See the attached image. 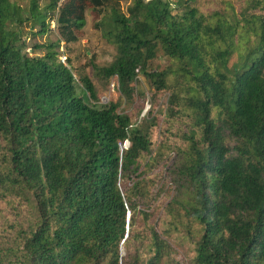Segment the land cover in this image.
<instances>
[{"label":"trees","instance_id":"trees-1","mask_svg":"<svg viewBox=\"0 0 264 264\" xmlns=\"http://www.w3.org/2000/svg\"><path fill=\"white\" fill-rule=\"evenodd\" d=\"M237 2L212 20L195 0H0V264H181L177 252L184 264H264V0ZM87 8L114 52L94 75L114 77L127 103L141 76L150 99L171 88L155 154L152 106L132 120L98 104L91 79L56 59ZM49 22L57 38L28 55L22 33L42 37ZM243 26L253 40L228 67ZM171 135L154 194L145 171Z\"/></svg>","mask_w":264,"mask_h":264},{"label":"rangeland","instance_id":"rangeland-1","mask_svg":"<svg viewBox=\"0 0 264 264\" xmlns=\"http://www.w3.org/2000/svg\"><path fill=\"white\" fill-rule=\"evenodd\" d=\"M10 1L15 2L19 6L25 7L27 5L28 0ZM126 5L127 3H122L121 6L122 8H124ZM195 5L201 14L205 16H210L212 20H215L212 15H214L216 18L226 19L231 12L239 13V5L237 0H195ZM260 15L264 17V11L261 12ZM94 18H96V16L90 12L89 8H87L85 12V25L82 30L77 34V41L69 44H64L63 42H60L58 44V54L56 55V59L64 64H67V66L72 71L75 79H77L79 73L85 74L91 79V82L94 84V88L96 91L98 104L118 102L119 106L117 111H123L124 113H127L132 120L136 112L140 109L141 105L142 108L140 110V114L137 120L141 119V113H143L142 111L147 105L149 107V111L152 106V112L153 114H156L157 125L150 139L153 142V145L150 147V149L152 150V154H155L157 152L156 146H158L160 136H162V130L164 125V114L163 112L159 113V110L162 106L164 107L167 98L170 94L169 90L171 88L168 90L160 91L156 94V97L154 99H150L153 94V91L147 85L146 80L141 76L135 83V90L131 102L127 103L123 100V98L119 96L116 88H114L113 90L110 89L109 84L111 82L116 83L114 77H111L105 81L104 79H101L98 76L94 75L89 65L92 63L97 67H102L111 60L114 53L112 47L108 45L101 37L99 30H96L93 26ZM98 19L99 15L97 16L96 20ZM249 27L253 28V25L249 24ZM24 30H26V27L24 28ZM25 33L26 32L22 33L21 38H23L27 45L25 52L28 53V55L30 56H39L43 54V51L31 50L32 45L43 43L45 41L52 42L57 38L54 31L53 22H49L47 32L42 37H32L30 34ZM237 35L239 38V44L234 47V51L231 54L227 64L228 67H231L233 64L237 63L239 55L242 54L246 45L248 43H251V41L253 40V35L246 26L240 27L234 37L236 38ZM155 65L159 67L170 66V64H168L166 60L153 61L151 63V67ZM140 91L142 92V94H140ZM149 99L151 100V102L149 101ZM167 141L169 143L168 148L164 150L162 156L160 157L157 163L151 165L149 168H146L144 175V177H146L147 179L155 180L156 188L154 190V194H156L159 190L160 181H162V177L165 174V167L172 160V148H174V146L178 145L180 142L173 135H171V138L167 139ZM127 185L129 184L127 183ZM168 188L169 186H166L162 194L156 197V200H154L152 207H155L158 203H160V201L166 195ZM167 218L168 217L166 212L160 208L157 212L155 218L156 220L154 223L158 231L163 232L166 226ZM119 254L122 256L124 254L122 246L119 248ZM175 258L181 264H184L185 261L181 252H177Z\"/></svg>","mask_w":264,"mask_h":264},{"label":"built area","instance_id":"built-area-1","mask_svg":"<svg viewBox=\"0 0 264 264\" xmlns=\"http://www.w3.org/2000/svg\"><path fill=\"white\" fill-rule=\"evenodd\" d=\"M109 87H110V89L111 90H113L114 88H116V90H117V82L115 83V82H111L110 84H109ZM149 107H148V105L143 109V113H141V117H143L148 111H149V109H148ZM127 145H128V142L125 140V141H123V143H122V145L120 146V148H126L127 147Z\"/></svg>","mask_w":264,"mask_h":264},{"label":"clouds","instance_id":"clouds-1","mask_svg":"<svg viewBox=\"0 0 264 264\" xmlns=\"http://www.w3.org/2000/svg\"><path fill=\"white\" fill-rule=\"evenodd\" d=\"M126 141H127V140H126ZM127 142H128V141H127ZM127 146H128V145H127ZM126 148H127V147H126ZM121 149H125V148H120V150H121Z\"/></svg>","mask_w":264,"mask_h":264},{"label":"bare ground","instance_id":"bare-ground-1","mask_svg":"<svg viewBox=\"0 0 264 264\" xmlns=\"http://www.w3.org/2000/svg\"><path fill=\"white\" fill-rule=\"evenodd\" d=\"M120 252H121V250H120Z\"/></svg>","mask_w":264,"mask_h":264}]
</instances>
